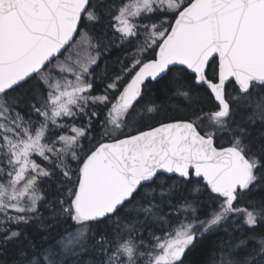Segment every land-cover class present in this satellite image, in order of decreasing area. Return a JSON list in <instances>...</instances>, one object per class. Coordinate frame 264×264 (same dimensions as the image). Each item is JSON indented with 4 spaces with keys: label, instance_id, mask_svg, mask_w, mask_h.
<instances>
[{
    "label": "snow or ice",
    "instance_id": "obj_1",
    "mask_svg": "<svg viewBox=\"0 0 264 264\" xmlns=\"http://www.w3.org/2000/svg\"><path fill=\"white\" fill-rule=\"evenodd\" d=\"M0 264H264V0H0Z\"/></svg>",
    "mask_w": 264,
    "mask_h": 264
},
{
    "label": "trees",
    "instance_id": "obj_2",
    "mask_svg": "<svg viewBox=\"0 0 264 264\" xmlns=\"http://www.w3.org/2000/svg\"><path fill=\"white\" fill-rule=\"evenodd\" d=\"M123 53L121 51H114L112 56H111V60L115 61V59L118 56H121ZM205 249H197L194 251L192 257L190 259H192L193 261L198 260L202 255H204Z\"/></svg>",
    "mask_w": 264,
    "mask_h": 264
}]
</instances>
